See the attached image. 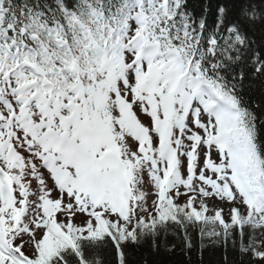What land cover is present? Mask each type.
Listing matches in <instances>:
<instances>
[{"label":"snow or ice","instance_id":"6c2138e0","mask_svg":"<svg viewBox=\"0 0 264 264\" xmlns=\"http://www.w3.org/2000/svg\"><path fill=\"white\" fill-rule=\"evenodd\" d=\"M0 264H264V0H0Z\"/></svg>","mask_w":264,"mask_h":264}]
</instances>
